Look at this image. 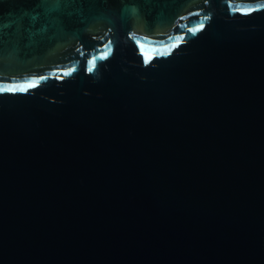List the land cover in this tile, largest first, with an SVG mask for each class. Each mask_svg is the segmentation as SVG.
I'll return each mask as SVG.
<instances>
[{"label": "water", "instance_id": "water-1", "mask_svg": "<svg viewBox=\"0 0 264 264\" xmlns=\"http://www.w3.org/2000/svg\"><path fill=\"white\" fill-rule=\"evenodd\" d=\"M0 264H264V0H0Z\"/></svg>", "mask_w": 264, "mask_h": 264}, {"label": "snow or ice", "instance_id": "snow-or-ice-1", "mask_svg": "<svg viewBox=\"0 0 264 264\" xmlns=\"http://www.w3.org/2000/svg\"><path fill=\"white\" fill-rule=\"evenodd\" d=\"M202 26V25H201ZM193 31H196L195 29H193ZM108 53L107 52H105V55H107ZM95 57L92 59V60H90L89 61V68H88V70L89 71H92L93 70V67L95 66Z\"/></svg>", "mask_w": 264, "mask_h": 264}]
</instances>
